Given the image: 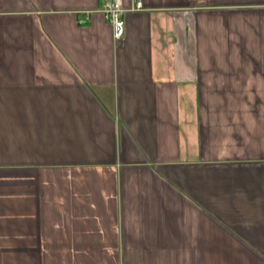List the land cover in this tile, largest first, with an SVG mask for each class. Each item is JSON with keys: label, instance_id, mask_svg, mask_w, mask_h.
I'll return each instance as SVG.
<instances>
[{"label": "crops", "instance_id": "1", "mask_svg": "<svg viewBox=\"0 0 264 264\" xmlns=\"http://www.w3.org/2000/svg\"><path fill=\"white\" fill-rule=\"evenodd\" d=\"M0 0V264H264V0Z\"/></svg>", "mask_w": 264, "mask_h": 264}, {"label": "built area", "instance_id": "2", "mask_svg": "<svg viewBox=\"0 0 264 264\" xmlns=\"http://www.w3.org/2000/svg\"><path fill=\"white\" fill-rule=\"evenodd\" d=\"M142 2H137L135 5L126 7L124 0H106L99 13L109 21L113 29L115 39H122L125 35V21L123 14L125 12H135L142 9Z\"/></svg>", "mask_w": 264, "mask_h": 264}]
</instances>
